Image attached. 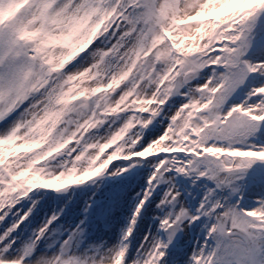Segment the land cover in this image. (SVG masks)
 Masks as SVG:
<instances>
[{"label": "snow or ice", "instance_id": "snow-or-ice-1", "mask_svg": "<svg viewBox=\"0 0 264 264\" xmlns=\"http://www.w3.org/2000/svg\"><path fill=\"white\" fill-rule=\"evenodd\" d=\"M0 264H264V0H0Z\"/></svg>", "mask_w": 264, "mask_h": 264}, {"label": "rangeland", "instance_id": "rangeland-1", "mask_svg": "<svg viewBox=\"0 0 264 264\" xmlns=\"http://www.w3.org/2000/svg\"><path fill=\"white\" fill-rule=\"evenodd\" d=\"M100 179L101 178H93L84 185H76L73 188L68 187L60 191H45L53 192L54 196L58 197V200H61L63 207H66L67 204H71L78 210V214L73 217V220H75L76 223H79L81 220L84 221L81 227L84 229L83 235L86 242H100L99 240H88L90 229H94L97 234L100 232L107 233L103 235L101 239L103 243L110 244L127 228L129 209H122L118 215L110 221L108 227L105 228V222L97 218V208L104 202L105 197L110 194V191L100 183Z\"/></svg>", "mask_w": 264, "mask_h": 264}]
</instances>
